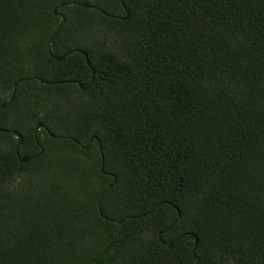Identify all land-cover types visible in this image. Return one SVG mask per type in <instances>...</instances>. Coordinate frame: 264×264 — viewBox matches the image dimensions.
I'll return each mask as SVG.
<instances>
[{
  "label": "trees",
  "instance_id": "1",
  "mask_svg": "<svg viewBox=\"0 0 264 264\" xmlns=\"http://www.w3.org/2000/svg\"><path fill=\"white\" fill-rule=\"evenodd\" d=\"M26 78L0 264H264V0H0V105Z\"/></svg>",
  "mask_w": 264,
  "mask_h": 264
},
{
  "label": "water",
  "instance_id": "2",
  "mask_svg": "<svg viewBox=\"0 0 264 264\" xmlns=\"http://www.w3.org/2000/svg\"><path fill=\"white\" fill-rule=\"evenodd\" d=\"M85 7H86V8H89L88 5H85ZM54 15H58L57 9L54 11ZM63 21H65V19H64ZM48 51L50 52V44H49V46H48ZM80 53H82V54L86 57V59H87L88 56H87V54H86L85 52H81V51H80ZM63 59H64V56H63V57L56 58V60H57L58 62L62 61ZM87 63L90 64V62H89L88 59H87ZM26 81H36V82H39V83L45 84V81H43V80H41V79H39V78H26V79H21V80H19V81L16 83V85L14 86V88H13L11 100H10L9 102H7V103L1 104V105H0V109H5L6 107H8V106L11 104V102L13 101V99H14V97H15L17 87L19 86L20 83H22V82H26ZM78 85H79V86L81 87V89L84 90V91H85V90L87 89V87H88V85H82V84H80V83H78ZM40 128H45V127H44L43 125H39V127L37 128L36 133L39 131ZM49 133H50V132H49ZM50 135H51L52 137H55L54 134H52V133H50ZM94 140H97V138H96V137H93V138L91 139V142H90L89 146L93 143ZM97 141H98V143H99V145H100V148H101V143L99 142V140H97ZM75 142L78 143V141H76V140H75ZM22 144H23V139H22L21 136H18V147H17V153H18V149H19V147H20ZM89 146L85 147V146L82 145V147H83L84 149H88ZM19 159H20V161H21L22 163H28V162L30 161V158H28V157H23V158H19ZM102 171H104V163L102 164ZM110 188H111V186H109L108 189L105 191V193H103V195L101 196V199H100V202H99V209H100V210H101V203H102V201H103V199H104V197H105L107 191H108ZM112 222H114V223H116V224L121 223V222H117V221H112ZM165 246H166L167 248L171 249V248H173L174 243H166ZM194 246H195V249H196V247L198 246V239H197L196 237L194 238ZM194 257H195V263L198 264V257L196 256L195 251H194Z\"/></svg>",
  "mask_w": 264,
  "mask_h": 264
}]
</instances>
